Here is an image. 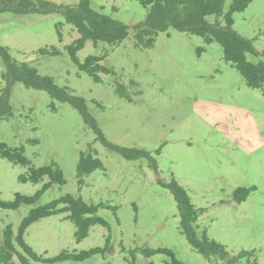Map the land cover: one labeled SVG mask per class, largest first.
<instances>
[{
	"label": "rangeland",
	"instance_id": "1",
	"mask_svg": "<svg viewBox=\"0 0 264 264\" xmlns=\"http://www.w3.org/2000/svg\"><path fill=\"white\" fill-rule=\"evenodd\" d=\"M73 5L79 0H49ZM90 6L129 26L143 21L146 8L138 0H89ZM232 0H224L228 11ZM233 28L252 40L257 54L246 53L250 62L264 61V0H252L232 14ZM208 22L221 20L206 16ZM62 23L58 40L56 23ZM74 27L60 12L49 14L0 13V45L16 62H28L39 74L87 100L89 112L105 137L121 146L147 150L156 169L146 158L127 160L96 139L80 114L70 104L53 100L41 89L13 83L10 105L13 115L0 119V140L22 146L32 165L54 161L65 182L45 190L33 204L0 209L2 231L11 225L14 233L28 211L61 195L80 196L98 207L97 215L108 227L90 226L86 237L76 241L75 226L66 212L40 218L30 224L24 240L42 257L61 251L80 252L103 247V254L83 261L29 264H172L164 253L145 255V249H170L181 264H225L218 256L205 258L191 247L180 228V218L171 190L163 185L175 178L185 188L191 203L202 208L195 231L223 244L229 255L254 251L257 264H264V94L246 85L236 68L223 58L221 45L204 43L202 37L168 28L152 47L134 45L133 32L116 44L86 41L77 57L106 54L100 64L114 73H100L94 82L80 71L66 46L78 38ZM57 47L59 54H40V48ZM199 48L202 50H199ZM4 64L0 57V91ZM121 81L131 98L115 93ZM96 100L100 105L91 102ZM54 103L55 109H52ZM103 168L84 176L79 185L76 164L79 152L93 153ZM26 167L0 157V200L11 201L15 193L33 195L47 180L20 182ZM248 189L236 202L235 191ZM15 250L21 252L18 245ZM1 254V250H0ZM0 264H22L16 253Z\"/></svg>",
	"mask_w": 264,
	"mask_h": 264
},
{
	"label": "trees",
	"instance_id": "2",
	"mask_svg": "<svg viewBox=\"0 0 264 264\" xmlns=\"http://www.w3.org/2000/svg\"><path fill=\"white\" fill-rule=\"evenodd\" d=\"M147 10L143 21L131 26L111 18L90 6L89 0H79L73 5L56 4L49 0H0V13L10 12L15 14H49L60 12L64 21L70 24L78 33V38L66 46L67 53L73 63L80 71L87 73L94 82H100V73H114L107 67L100 64L106 54H90L83 61L77 57V51L81 49L86 41H91L94 45L99 41L108 44H116L125 39L130 30L133 32L134 45L139 48H149L160 32L173 28L180 32L194 34L202 37L204 43L218 42L223 51V58L230 62L243 77L247 86L262 90L264 94V61L250 62L246 59V53L256 55L252 40L239 34L233 28L232 14L241 11L252 0H232L228 11L223 13L222 6L224 0H138ZM216 15L221 20L208 22L206 16ZM62 23H56L58 40L61 41L60 27ZM199 50H202V48ZM40 54H59L60 51L55 46L50 48H40ZM0 57L3 60L4 68L1 79L4 83L0 91V119L9 118L13 115L10 105V90L15 82L22 83L27 88L41 89L56 101L66 102L78 111L83 122L89 126L96 134V139L105 147L119 153L127 160H135L146 157L151 163L150 166L156 169V162L150 153L142 148L127 147L109 141L100 129L96 119L89 112L87 100L72 93L67 86H59L53 78L48 75L39 74L37 69L28 62H16L5 46L0 45ZM115 93L128 101L131 98L126 90V86L119 80L115 82ZM91 102L100 105L96 100ZM52 109H55L52 102ZM93 153L79 152L76 164V179L81 185L84 176L98 168H103L101 159ZM0 157L8 161L26 167V171L18 176L20 182L38 183L44 178L47 180L33 195H22L15 193L11 201L0 200V209H16L22 204L35 203L42 193L54 184L65 182L61 168L54 161L35 166L24 155L22 146H8L0 140ZM163 185L169 188L174 196L176 208L180 218L181 232L192 248L197 250L205 258L218 256L225 264H257L254 251L242 250L234 255H229L225 246L220 242L210 238L206 230L201 235L195 231L196 220L202 208H196L190 201L187 191L178 184L175 178H171ZM249 190L239 188L235 191L234 199L240 202L245 199ZM98 207H107L116 210V206L103 203H87L80 196L70 193L43 205L32 207L22 218L16 233L11 225H6L2 231L3 242L0 248V257L9 259L11 253H16L22 264H29V260L42 263H56L61 261H83L94 254H103L111 241V234L108 231L103 247H92L80 252L61 251L52 258L42 257L36 254L33 248L24 240V234L30 224L40 218L66 212V218L75 226V239L80 241L87 236L90 226L100 224L108 227L107 221L97 215ZM20 247L21 252L15 250L14 245ZM145 255L150 256L155 253H164L170 256L172 264H181L176 259L174 253L167 248L145 249Z\"/></svg>",
	"mask_w": 264,
	"mask_h": 264
}]
</instances>
